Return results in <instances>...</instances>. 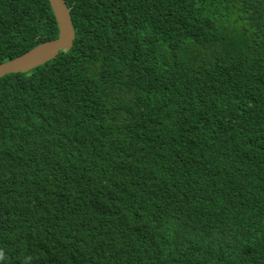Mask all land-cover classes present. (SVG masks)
Wrapping results in <instances>:
<instances>
[{
  "label": "trees",
  "instance_id": "16d2710c",
  "mask_svg": "<svg viewBox=\"0 0 264 264\" xmlns=\"http://www.w3.org/2000/svg\"><path fill=\"white\" fill-rule=\"evenodd\" d=\"M63 1L0 77V264H264V0ZM56 35L0 0V63Z\"/></svg>",
  "mask_w": 264,
  "mask_h": 264
},
{
  "label": "water",
  "instance_id": "95a60500",
  "mask_svg": "<svg viewBox=\"0 0 264 264\" xmlns=\"http://www.w3.org/2000/svg\"><path fill=\"white\" fill-rule=\"evenodd\" d=\"M47 2L57 27L56 38L40 43L18 57L0 63V77L6 74L27 72L71 47L74 35L69 11L64 1L47 0Z\"/></svg>",
  "mask_w": 264,
  "mask_h": 264
}]
</instances>
